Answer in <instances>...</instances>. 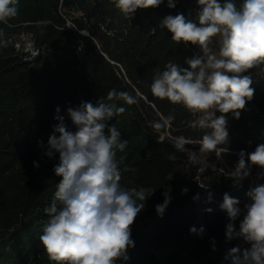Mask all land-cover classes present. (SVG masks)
Instances as JSON below:
<instances>
[{"label":"trees","instance_id":"obj_1","mask_svg":"<svg viewBox=\"0 0 264 264\" xmlns=\"http://www.w3.org/2000/svg\"><path fill=\"white\" fill-rule=\"evenodd\" d=\"M233 2L239 8L243 0ZM16 7V16L7 21L26 23L43 52L24 60L12 45L0 44V264H53L39 237L49 219L44 208L50 206L62 177L53 171L58 154L49 158L44 153L58 123L54 117L63 116L69 130L75 131L67 109L81 102L125 108L109 122L128 141L123 151L116 150L115 162L127 167L137 187L155 190L150 207L145 206L132 225L135 246L127 252L129 259L117 264H161L155 252L165 264H229L224 260L229 249L250 247L242 238L226 241L229 220L220 205L225 193L239 199L241 214L234 222L239 230L244 206L251 203L246 193L264 185V169L253 165L240 185L221 172L201 181L202 164L192 165L188 153L176 152L170 137L192 140L186 148L197 151L195 141L210 130L191 128L189 121L197 114L151 92L154 75L165 70L169 61L187 67L185 58L200 53L198 46L177 45L171 33L159 27L165 16L178 13L195 21L197 0H176L173 9L164 0L157 8L137 9L131 19L112 0H18ZM80 30H86L84 35ZM9 31L0 23V41L7 40ZM253 81L254 97L240 110V118L226 114L229 139L221 145L229 149L222 159L226 170L236 164L241 150L251 153L264 144V71ZM111 89L129 93L137 103L109 100ZM159 114L175 116L170 129L156 132L151 127ZM173 152L177 159H166ZM34 161L39 167L33 166ZM199 185L208 186L207 190ZM169 186L172 199L161 217L155 206L163 203ZM183 188L187 193L182 194ZM192 227L197 233L190 232Z\"/></svg>","mask_w":264,"mask_h":264},{"label":"clouds","instance_id":"obj_2","mask_svg":"<svg viewBox=\"0 0 264 264\" xmlns=\"http://www.w3.org/2000/svg\"><path fill=\"white\" fill-rule=\"evenodd\" d=\"M112 2L131 19L137 9L157 8L164 0ZM17 3L18 0H0V21L6 22L16 16ZM167 7L175 8L176 0H167ZM197 7L195 21L178 13L165 16L159 27L167 29L177 45L198 46L201 54L185 58L187 67L169 61L165 70L154 75L151 84L155 97L181 104L194 115L199 114L189 121L191 128L210 130L195 141L199 144V154L186 148L192 140L184 136L170 137L176 152L188 153L192 165L202 163L200 154L204 153H215L217 160L223 159L229 151L227 147H221L229 139L226 114L231 112L239 119L240 110L254 97L253 78L245 73L254 68L264 71L261 67L264 66V0H243L239 8L233 0H223V3L197 0ZM85 31L80 30L82 35ZM214 37L218 38L215 42ZM6 43L0 41V44ZM213 43H218V52L210 47ZM38 54V51L33 52L34 56ZM113 98L122 99L129 105L137 103L135 97L116 89L108 93V99ZM124 111L123 107L101 101L96 105L81 102L79 107L67 109L75 131L69 130L63 116L54 117L58 123L53 126L44 154L49 158L58 154L59 162L53 171L62 179L56 184L50 206L44 208L49 219L39 237L53 264H117L118 260L129 259L127 252L135 246L131 228L149 195L143 187L126 189L120 183L122 173L115 162L116 150L123 151L128 141L122 140L120 131L109 122ZM56 112H60L59 107ZM216 112L221 115L217 116ZM174 120V115L159 114L151 127L156 132L170 129ZM238 157L236 164L228 170L218 169L208 161L207 167L212 171L219 170L234 185H240L250 176L253 165L264 169V144L257 145L251 153L241 150ZM166 159L175 161L177 156L175 152L168 153ZM33 166L39 167V163L34 161ZM199 186L205 190L208 187ZM170 191L169 186L163 193V203L155 206L161 217L171 202ZM187 191L183 188L182 194ZM246 195L251 203L244 206L246 214L239 223V230L234 222L241 214L240 201L227 193L223 196L220 209L226 212L229 220L226 241L242 238L250 244L243 249L232 247L224 260L229 264H264V185L256 186ZM190 232L197 233V229L192 227ZM199 232L203 233L204 229L201 227ZM214 245L213 240V250Z\"/></svg>","mask_w":264,"mask_h":264},{"label":"rangeland","instance_id":"obj_3","mask_svg":"<svg viewBox=\"0 0 264 264\" xmlns=\"http://www.w3.org/2000/svg\"><path fill=\"white\" fill-rule=\"evenodd\" d=\"M26 25L27 24H17L15 27L11 28L10 31L16 33V32H18L19 30H21L23 28L24 29H27L28 27H26ZM27 30H30V29H27ZM217 39L218 38L214 37L213 38V41L215 42V41H217ZM6 45L7 46H10V44L8 43V41H7ZM210 47H212V50L214 52H218V50H219L218 43H213ZM199 54H201V53H198L197 55H199ZM254 70L256 72H258V71H260V68H254ZM198 115L199 114H197V116ZM196 152L199 154V150H197ZM200 156H201V160H202V163H200V164H202V171H200V172L203 174V176H200L199 177V179L201 181H203V180H212L216 176V174L218 172H220L219 170L212 171L211 168H208L207 167V161L209 163L215 164L218 169L219 168H225V169H227V165L223 162V160H217V158L215 156V153H212V154L204 153V154H200ZM117 166L121 170V173H122V179L120 181L121 185L123 187H125L126 189L136 188V189L139 190V187L136 186L135 182L132 179V173H130L129 171H127L128 170L127 167L126 166L124 167L123 165H120V162L119 163L117 162ZM13 179L14 180H17L19 182L18 177H13ZM25 179H27V178L25 177ZM145 191L149 195L148 199L145 202V206L146 207H148V206L150 207V205H151V202L150 201L151 200L149 198L154 193H152L153 190H149V189H145ZM138 203H141V202L138 201ZM151 251L154 253L153 248L151 249ZM155 255L157 256V258L159 259V262L161 264H165L164 260L160 257V255L158 253L155 252ZM176 264H195V263H182V262H177Z\"/></svg>","mask_w":264,"mask_h":264},{"label":"built area","instance_id":"obj_4","mask_svg":"<svg viewBox=\"0 0 264 264\" xmlns=\"http://www.w3.org/2000/svg\"><path fill=\"white\" fill-rule=\"evenodd\" d=\"M0 23H4L5 26L10 29L17 25L11 24L8 21H0ZM5 35L8 43L13 46L15 51L20 56H22L24 60H33L42 55L43 50L36 44L35 35L31 30L23 28L16 33L9 31L5 33ZM34 51H38L39 54L37 56H34ZM39 62H42V60L40 59ZM260 72H262L261 69L258 72H256L254 69H251L248 73L245 74L251 75L252 78L255 79Z\"/></svg>","mask_w":264,"mask_h":264}]
</instances>
